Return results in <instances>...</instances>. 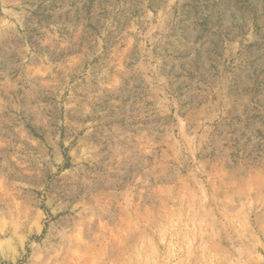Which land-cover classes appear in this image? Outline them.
I'll use <instances>...</instances> for the list:
<instances>
[{"label":"rangeland","instance_id":"obj_1","mask_svg":"<svg viewBox=\"0 0 264 264\" xmlns=\"http://www.w3.org/2000/svg\"><path fill=\"white\" fill-rule=\"evenodd\" d=\"M0 264H264V0H0Z\"/></svg>","mask_w":264,"mask_h":264},{"label":"bare ground","instance_id":"obj_2","mask_svg":"<svg viewBox=\"0 0 264 264\" xmlns=\"http://www.w3.org/2000/svg\"><path fill=\"white\" fill-rule=\"evenodd\" d=\"M203 231V230H202ZM205 231V230H204ZM215 231V230H214ZM197 232V231H196ZM204 234V233H203ZM197 236V235H196ZM211 237V236H210ZM215 238V237H214ZM202 239V238H201ZM210 241V240H209ZM213 241V240H212ZM192 242V241H191ZM207 244V243H206ZM206 244H204V245H206ZM211 244V243H210ZM198 245V244H197ZM192 246V245H191ZM195 246V245H194ZM189 247V246H188ZM206 247H208V246H206ZM191 249V248H190ZM191 254H193L192 252H191ZM203 256V255H202ZM205 259V258H204Z\"/></svg>","mask_w":264,"mask_h":264}]
</instances>
